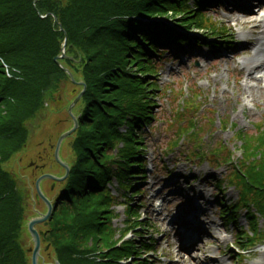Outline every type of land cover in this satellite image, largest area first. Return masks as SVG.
I'll return each instance as SVG.
<instances>
[{
	"label": "trees",
	"instance_id": "16d2710c",
	"mask_svg": "<svg viewBox=\"0 0 264 264\" xmlns=\"http://www.w3.org/2000/svg\"><path fill=\"white\" fill-rule=\"evenodd\" d=\"M15 1L21 3V0ZM41 2L30 6L31 12L37 11V16L29 12L22 14L27 20L31 15L35 17V24L27 32L19 33L22 26L11 19L19 13H8V1L0 0V55L23 75L10 79L4 68L0 69V162L5 164L27 146L28 123L46 107L49 99L53 100L65 77L71 78L64 70L67 65L56 60L63 53L66 40L70 52L65 60L85 62L83 79L87 89L81 98L85 103L81 117L84 125L74 141L81 155L71 168L68 189L53 201L51 229H46L41 238L43 242L48 236L51 238L49 244L56 246L61 264H120L121 259H128L129 264H158L147 258L149 252L156 250L155 238L144 236L152 225L142 219L132 199L142 194L135 179L146 178V159L141 156L145 147L138 130L154 120V98L162 92L148 78L156 73L154 58L161 57L160 47L171 50L172 44L185 41L195 45L194 39L171 28L170 20L209 34L216 41L203 42L211 48H218V42L231 41L229 30L215 24L205 11L222 1L51 0L47 11ZM143 61L148 64L141 66ZM199 92L195 87L183 99L180 109L174 110L170 124L176 125V136L170 141L169 150L173 152L188 137L194 147L189 155L204 161L208 155L203 139L213 133L217 118L214 111H208L202 120L198 119L197 113L202 107ZM182 93V88L175 91L176 96ZM220 123L227 128L229 122L220 119ZM234 138L239 142L235 149L219 140L211 152L216 155L218 165L232 167L226 179L217 180L223 195L228 186L241 192L240 202L234 205L225 198L220 200L222 216L237 228L238 245L252 249L264 240L261 227L264 120L255 124V132L236 130ZM114 148H118L115 154L109 151ZM236 151H240V157L235 158ZM3 163L0 164V223L3 224L0 226V264H32L21 241L30 188L22 186L12 171L4 169ZM114 179L124 189L121 196L126 201L127 217L117 239L116 229L112 227L117 215L111 206L119 203L120 197L112 193ZM244 208H247L250 228L238 225ZM129 232L142 239L126 240L118 245ZM89 237L95 240L91 247L85 244ZM243 263L249 264L245 260Z\"/></svg>",
	"mask_w": 264,
	"mask_h": 264
},
{
	"label": "rangeland",
	"instance_id": "374dc122",
	"mask_svg": "<svg viewBox=\"0 0 264 264\" xmlns=\"http://www.w3.org/2000/svg\"><path fill=\"white\" fill-rule=\"evenodd\" d=\"M7 1L10 8L7 12L19 13L17 18L11 17L13 21L19 23L18 26H22L19 33L27 32L35 24V17L32 15H38L37 11L36 13L31 12L30 6L32 7L33 3L37 5L39 0H21V3H17L15 0ZM50 3L51 0H42L41 4L45 6L43 8L45 11L48 10ZM259 3L258 0H223L221 5L208 7L205 10L211 15L212 20L219 25L226 26L230 31L232 42L227 44V47L213 50L203 47V45L195 47L173 45L172 51L168 49L162 51L161 58L155 60L156 75L148 80L155 81L163 90L154 98L156 106L152 111L156 114V118L139 131L145 145L142 157L147 159V178L140 183L143 194L134 198V204L141 202L137 206L140 214L142 216L146 214L147 222L157 229L149 228L144 233L145 237L152 235L155 238L156 251L148 253V260L160 264H243L244 255L249 264H264V240L247 251L244 250L246 248L240 246L238 250L231 249L238 241V230L234 225H228L222 217L220 200L225 197L229 204L234 205L240 202L241 192L228 186L224 193L225 196L223 195L217 180L226 179L232 167L230 164L218 165L216 155L211 152L219 140L235 149V146L239 144L234 138L235 131L255 132V124L264 120V79H259L264 71L260 72L262 70L255 69L249 75L247 67L243 68L244 66L239 65L241 61L247 59V55L236 54L248 38L258 35L249 34V36L239 37L242 31H248L249 28L241 26L233 17L240 13L241 15L246 14L244 12L237 13L239 9L244 11L247 9L248 17L262 15L263 11L259 9L262 5L258 7ZM27 12L32 14L28 20L22 16ZM14 35L17 36L16 33ZM237 38L240 39L235 44ZM201 39H203L202 36L199 39L200 43ZM66 43L65 40L62 45L63 53L56 58L67 65L66 68L69 66L67 69L74 75L71 77L73 81L69 76H66L53 100L49 99L46 107L28 123L30 139L27 146L5 164L3 161L0 162V164L3 163L4 169L12 171L18 177L22 186L27 187L28 185L30 188L26 223L23 224L21 241L27 249L31 262L35 241L29 232L28 221L41 217L48 211L46 202L42 199L40 204L37 202L36 179L38 174L33 175L30 169L33 165L29 164L33 154L40 149L41 142L47 145L48 138L56 147L60 137L74 127L73 115H75L78 117L79 126L75 132L62 141L58 156L60 160L69 165L71 171L81 155L74 146V141L78 139L80 127L84 125L81 117L85 103L80 99L74 105L72 113L69 111V107L78 95L82 91L85 93L87 89L83 79V63L85 62L82 63L80 60H76L74 63L67 62L65 57L70 50ZM63 55L65 56L63 57ZM259 59H264V53L259 54ZM140 64L143 66L148 63L143 61ZM61 66L63 65L61 64ZM1 67L4 68L6 76L10 79L23 77L21 71L14 68L13 64L11 65L5 57L0 55V69H2ZM137 67L135 66L134 69ZM194 87L200 89L201 97L199 99L200 104L203 105L200 112L197 113L198 119L202 120L203 115L210 110H213L214 115L218 118V123L214 128L216 131L208 134L205 138L203 147L208 156L204 161L189 155L194 151V147L188 137H184L180 146L172 153L166 154L169 151L170 141L176 136V125L170 124L174 110L180 109L183 99L191 94V89ZM180 88H183V94L178 97L179 99H176L174 89ZM220 118L228 119L227 129L220 126ZM121 131H125L124 126L121 127ZM117 149L109 151L115 154ZM56 150L55 148L54 152L50 151L48 161L55 163V166L47 173L64 177L66 168L56 158ZM237 157H240V151L235 153V158ZM113 182L112 193L120 197L119 203L111 206V211L117 215L112 220V227L116 229L114 237L117 239L122 234L121 230L126 226V201L121 196L124 189L116 179ZM68 185V178L61 181L45 178L41 182L42 191L54 202L64 190L68 189ZM189 219L198 222L202 227L191 232L190 228H186V222ZM1 225L3 224L0 223ZM238 225L250 228L247 208L241 209ZM35 227L38 231L50 230V219L48 224L42 222ZM261 227L264 229V220L261 221ZM179 230L183 232L179 234ZM183 234L185 237L190 234L195 235L199 245L190 246L185 251L179 243V238L183 240ZM50 239L48 236L47 241L43 242L39 264H57L59 262L56 246L49 244ZM134 239L139 241L142 238L129 232L119 240L118 245L123 241ZM85 241L87 242L85 244L90 245L89 247L95 244L92 237L86 238ZM12 246L14 247V244ZM120 264H129V260L121 259Z\"/></svg>",
	"mask_w": 264,
	"mask_h": 264
},
{
	"label": "bare ground",
	"instance_id": "6f19581e",
	"mask_svg": "<svg viewBox=\"0 0 264 264\" xmlns=\"http://www.w3.org/2000/svg\"><path fill=\"white\" fill-rule=\"evenodd\" d=\"M249 10V9H248ZM240 12H244L246 14L241 15ZM237 14L233 17H235L234 20L237 21V23H239L241 26L249 28L248 31H242L241 32V36H249V34H257L258 36L256 37H250L246 40L245 44H242L240 50L237 51V55H247V59H244L243 61H241L239 63L240 66H244L243 68L247 67V72H249V75L252 74V70H262L260 72L264 71V59H259V54L260 53H264V12L262 15H252L251 17H248V11L247 9L242 10L239 9ZM240 38H237L235 40V44L239 42ZM264 79V72H263V77ZM202 197V195H201ZM186 212V210H184ZM206 214V213H205ZM189 224V228L192 231H197L199 230L202 225L199 224L196 221H193L192 219H189L188 222ZM180 231V230H179ZM183 231H180V233H182ZM187 232V231H186ZM186 234V233H185ZM208 235V234H207ZM194 237V238H193ZM183 238H189L191 240H193L194 245H199L197 242V238L196 236L193 234L187 235V237L184 236L183 234ZM186 244V243H184ZM198 264V263H196Z\"/></svg>",
	"mask_w": 264,
	"mask_h": 264
},
{
	"label": "water",
	"instance_id": "95a60500",
	"mask_svg": "<svg viewBox=\"0 0 264 264\" xmlns=\"http://www.w3.org/2000/svg\"><path fill=\"white\" fill-rule=\"evenodd\" d=\"M65 55H63L64 57ZM56 60L60 63L59 61V58H56ZM64 70L68 73H70L71 77H73V75L71 74V72L64 67ZM83 93L84 91H82L78 97L74 100V102L70 105L69 107V111L72 113V109L74 107V105L82 98L83 96ZM73 115V114H72ZM73 119H74V127L67 131L66 133H64L59 141H58V144L56 145V155H57V159H59V156H58V153H59V149H60V146H61V143L62 141L67 138L69 135H71L73 132H75V130L78 128L79 126V120H78V117H76L75 115H73ZM59 161L61 162V164L66 168V175L64 177H57L55 175H52V174H44L42 176H40L37 181H36V187H37V198L38 199H42L44 200V202H46L47 206H48V211L46 214L42 215L41 217H38V218H34L30 221L29 223V230L31 232V234L33 235L34 237V241H35V246L34 248L32 249V264H39V257L41 255V249H42V240H41V235L44 234L43 232H40L36 229V225L39 224V223H45V224H48V220L51 218L52 216V213H53V209H54V205L52 203V201L44 194V192L42 191V188H41V182L43 181V179L45 178H51L53 180H65L68 178L69 174H70V167L67 163L63 162L62 160L59 159ZM35 163L32 162L30 165H34ZM49 247V246H48ZM57 264H60L59 262H57Z\"/></svg>",
	"mask_w": 264,
	"mask_h": 264
},
{
	"label": "flooded vegetation",
	"instance_id": "af4514ba",
	"mask_svg": "<svg viewBox=\"0 0 264 264\" xmlns=\"http://www.w3.org/2000/svg\"><path fill=\"white\" fill-rule=\"evenodd\" d=\"M40 149L33 154V158L31 159L30 163L34 162L35 164L33 166L30 167L31 172L33 173V175L38 174V178L43 175L44 173L49 172L50 170H52V168L55 166V163H50L49 158H50V151L53 150V152L55 151V145L51 142V139L48 138V143L47 145L42 144L41 142V146L39 147ZM23 161V160H22ZM37 178V179H38ZM36 179V181H37ZM41 199L37 198V202L40 204Z\"/></svg>",
	"mask_w": 264,
	"mask_h": 264
}]
</instances>
